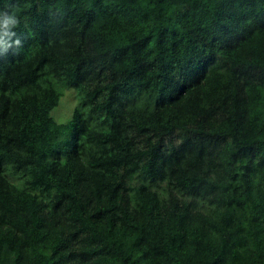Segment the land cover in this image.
Wrapping results in <instances>:
<instances>
[{
	"label": "trees",
	"instance_id": "trees-1",
	"mask_svg": "<svg viewBox=\"0 0 264 264\" xmlns=\"http://www.w3.org/2000/svg\"><path fill=\"white\" fill-rule=\"evenodd\" d=\"M0 11V264H264V0Z\"/></svg>",
	"mask_w": 264,
	"mask_h": 264
},
{
	"label": "clouds",
	"instance_id": "clouds-1",
	"mask_svg": "<svg viewBox=\"0 0 264 264\" xmlns=\"http://www.w3.org/2000/svg\"><path fill=\"white\" fill-rule=\"evenodd\" d=\"M20 20L11 11H0V51L7 53L9 48L18 49L22 45L20 37L14 31Z\"/></svg>",
	"mask_w": 264,
	"mask_h": 264
},
{
	"label": "rangeland",
	"instance_id": "rangeland-1",
	"mask_svg": "<svg viewBox=\"0 0 264 264\" xmlns=\"http://www.w3.org/2000/svg\"><path fill=\"white\" fill-rule=\"evenodd\" d=\"M63 93L60 103L53 109L52 115L59 122H68L74 109L81 104V97L74 86L59 85Z\"/></svg>",
	"mask_w": 264,
	"mask_h": 264
}]
</instances>
